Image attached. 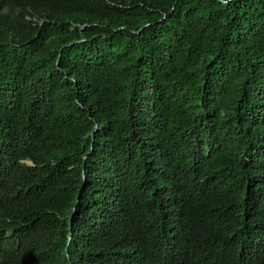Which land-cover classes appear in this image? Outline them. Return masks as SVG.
Returning a JSON list of instances; mask_svg holds the SVG:
<instances>
[{
  "label": "trees",
  "instance_id": "obj_1",
  "mask_svg": "<svg viewBox=\"0 0 264 264\" xmlns=\"http://www.w3.org/2000/svg\"><path fill=\"white\" fill-rule=\"evenodd\" d=\"M9 231L7 264H264V0H0Z\"/></svg>",
  "mask_w": 264,
  "mask_h": 264
},
{
  "label": "clouds",
  "instance_id": "obj_2",
  "mask_svg": "<svg viewBox=\"0 0 264 264\" xmlns=\"http://www.w3.org/2000/svg\"><path fill=\"white\" fill-rule=\"evenodd\" d=\"M29 166H32L31 162H23ZM183 204L182 209L176 213V216L187 224H182V239L185 244L195 247L198 251H208L211 253H218L212 245L213 242V230L206 223V220L218 211L216 204L209 199L199 196L193 190H188L182 196ZM193 209L200 211V216H197ZM194 226L195 232L192 230ZM12 233L9 231L6 235H2L0 232V264H7L13 262V253L22 252L23 246L19 241L14 242L13 247L7 244ZM127 256L132 254V250L129 247H125Z\"/></svg>",
  "mask_w": 264,
  "mask_h": 264
}]
</instances>
